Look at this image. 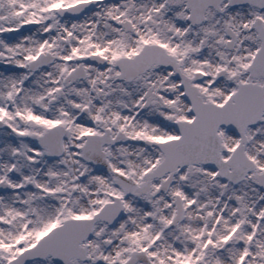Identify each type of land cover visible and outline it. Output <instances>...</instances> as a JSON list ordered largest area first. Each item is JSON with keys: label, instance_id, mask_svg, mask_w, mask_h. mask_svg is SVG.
Masks as SVG:
<instances>
[{"label": "snow or ice", "instance_id": "obj_1", "mask_svg": "<svg viewBox=\"0 0 264 264\" xmlns=\"http://www.w3.org/2000/svg\"><path fill=\"white\" fill-rule=\"evenodd\" d=\"M0 264H264V0H0Z\"/></svg>", "mask_w": 264, "mask_h": 264}]
</instances>
